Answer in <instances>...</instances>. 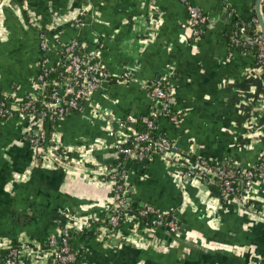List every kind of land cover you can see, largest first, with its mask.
<instances>
[{"label": "crops", "instance_id": "crops-1", "mask_svg": "<svg viewBox=\"0 0 264 264\" xmlns=\"http://www.w3.org/2000/svg\"><path fill=\"white\" fill-rule=\"evenodd\" d=\"M188 1L209 18L199 37L181 0L0 1V94L9 104L34 92L45 55L56 68L57 49L74 40L111 75L66 118H2L0 256L18 248L19 264H56L48 239L69 230L79 264H264V184L227 198L217 180L192 175L199 158L236 169L264 161V68L255 67L254 49L229 39L236 24L262 34L257 0ZM78 17L85 25L70 27ZM159 80L170 83V109L155 115L150 93ZM149 115V135L179 154L146 166L129 160L130 213L112 227L118 196L104 172ZM41 134L70 151L71 167L36 156L30 141ZM80 161L90 168H77ZM146 206L174 215L178 231L142 225Z\"/></svg>", "mask_w": 264, "mask_h": 264}, {"label": "built area", "instance_id": "built-area-1", "mask_svg": "<svg viewBox=\"0 0 264 264\" xmlns=\"http://www.w3.org/2000/svg\"><path fill=\"white\" fill-rule=\"evenodd\" d=\"M181 1L187 8L192 33L195 37H199L200 27L208 24L209 18L188 0ZM251 24L257 27L259 24L257 18L253 19ZM84 25L85 21L81 17L74 19L70 23V27L72 28L83 27ZM244 31L245 29L242 28V35L245 33ZM42 37L41 49L46 54L49 48L48 40L44 36ZM232 42L243 47H254L257 63L264 65V36L261 32L255 40L247 38L244 42L235 33L232 37ZM56 53L58 58L57 66L61 65L62 61H64L63 67L72 77L66 78L62 76V79L48 80L52 69L49 67V58L45 55L41 61V72L34 81V92L24 101L15 102L14 106L9 104L6 98H4L0 102V118L13 116L14 112L20 118L31 120L37 119V116H40L42 121H55L66 118L73 112L83 109V105H89L92 101L93 93L100 88L102 82L107 81L111 76L100 63L96 62L97 57L95 55H85L83 47L77 40L60 46ZM46 87L51 89L50 100L46 103V109L40 111L37 105L44 103L43 98L45 97ZM150 94L152 100L161 105L160 109L162 111L166 112L170 109L171 88L168 81H157L152 87ZM132 120L130 119V121ZM142 122L147 125L148 130L144 133H136L128 143L130 146L126 147L125 145L117 144L115 149L118 159L122 156L128 161L142 162L149 156L165 157L179 154L178 146L175 143L167 140H154L149 135L148 131L153 128V120L150 115L142 117ZM30 142L37 157L55 165L72 166L70 162L65 160L70 151L67 152L66 148L53 142L47 144L45 134H41L40 138H34ZM74 152L72 150L71 153ZM87 164L89 162L80 161L77 168L82 170L90 168ZM122 164L119 161L115 167L104 172L105 179L115 185L118 196L114 212L109 217V223L112 227H119L127 219V214L123 211L127 172ZM192 175L199 179L217 180L220 184L222 197L237 196L239 193H241V196H246L250 194L256 184H264V163L261 161L253 168L236 169L223 167L219 163L199 158L194 165ZM149 215H152L154 219L150 224H145L146 227H167L172 232L178 231V223L174 215L167 216L152 206H146L139 213V216L143 218ZM71 238L70 231L65 230L60 236L48 239V246L56 249V264H75L77 262V251L72 248ZM20 256L18 248H10L4 257L0 256V264H19Z\"/></svg>", "mask_w": 264, "mask_h": 264}, {"label": "trees", "instance_id": "trees-1", "mask_svg": "<svg viewBox=\"0 0 264 264\" xmlns=\"http://www.w3.org/2000/svg\"><path fill=\"white\" fill-rule=\"evenodd\" d=\"M192 3V2H191ZM261 10H262V12L264 13V5H262L261 6ZM242 28H244L245 29V33L242 35V33H241V30H242ZM200 29H201V27H200ZM235 33H237V35H238V38L242 41V42H244L245 41V39H247V38H249V39H252V40H255L256 39V37H258V35L260 34L259 32H257L255 29H253L251 26H249V25H244V26H239L238 24H236V25H234L233 27H232V30H231V34H230V36H229V39H230V43L231 44H234L233 42H232V37L235 35ZM252 49H255L254 47H251ZM42 60V59H41ZM63 64H64V61H62V63H61V65H59V66H57L56 68H54V69H52V71H51V74L48 76V80H52V79H62V76H65L66 78L67 77H72L71 76V74L69 73V72H67L66 70H65V68L63 67ZM255 67L256 68H264V65H262V64H259V63H257V64H255ZM51 94V89L50 88H48V87H46L45 88V93H44V98H43V100H44V103L43 104H41V105H37L39 108V110L40 111H42V110H45L46 109V103L47 102H49V95ZM3 100V97L1 96V94H0V102ZM154 102V104L156 105V107H155V111H153L154 113H155V115H159V111L161 110L160 108H161V105L159 104V103H157V102H155V101H153ZM9 106V105H8ZM10 107V106H9ZM152 118V117H151ZM2 121V118H0V122ZM48 121V120H47ZM148 130V128H147V125L146 124H144L143 122H142V118H141V121H139V131H140V133H144L145 131H147ZM126 147L127 146H130L129 144H126L125 145ZM119 161H121L123 164V166H124V169H129V167L131 166V164H130V162L128 161V160H126V159H124L122 156L117 160V162H119ZM128 161V163H126ZM263 163H264V161H263ZM256 172H257V170H255ZM242 191V190H241ZM241 195V193H239L237 196H240ZM135 211V210H134ZM136 212V211H135ZM124 213H130V211H125L124 210ZM153 219H154V217L152 216V215H149V216H147V217H141L140 218V222H141V224L143 225H145V224H147V223H151L152 221H153ZM71 235H72V232H71ZM7 251L8 250H5V251H2L1 252V256L2 257H4L6 254H7ZM81 255H82V253L81 252H77V262H75V264H79V262H80V259H81ZM1 258V257H0Z\"/></svg>", "mask_w": 264, "mask_h": 264}, {"label": "water", "instance_id": "water-1", "mask_svg": "<svg viewBox=\"0 0 264 264\" xmlns=\"http://www.w3.org/2000/svg\"><path fill=\"white\" fill-rule=\"evenodd\" d=\"M263 0H257V16H258V20H259V23H260V25H261V30H262V35L264 36V20H263V18H262V16H261V12H260V7H261V2H262ZM103 84H107V81H104V82H102L101 83V85H103ZM149 161H150V156L149 157H147L146 159H144L143 161H142V164H144L145 166L146 165H148L149 164ZM137 164L135 163L134 165H133V168H137Z\"/></svg>", "mask_w": 264, "mask_h": 264}]
</instances>
